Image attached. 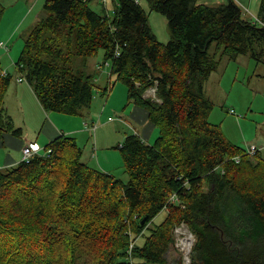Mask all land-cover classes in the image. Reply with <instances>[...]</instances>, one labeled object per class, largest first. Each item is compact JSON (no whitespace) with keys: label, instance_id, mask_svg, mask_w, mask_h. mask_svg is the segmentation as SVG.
<instances>
[{"label":"trees","instance_id":"obj_1","mask_svg":"<svg viewBox=\"0 0 264 264\" xmlns=\"http://www.w3.org/2000/svg\"><path fill=\"white\" fill-rule=\"evenodd\" d=\"M96 1L47 0L46 16L16 63L19 79L28 81L46 112L82 117L113 86L101 88L74 61L103 52L111 76L147 111L159 136L154 144L126 137L121 152L128 180L86 164L69 135L45 148L50 157L0 170V264H123L130 243L146 230L144 248L133 254L169 264L174 229L182 223L197 239L191 264H264V158L248 155L209 121L214 106L204 94V82L224 58L249 55L264 66V26L233 0L214 7L145 0L150 12L168 20L172 40L162 43L141 2L111 0L109 16L91 7ZM4 13L0 3V23ZM256 16L264 23V0ZM12 82L0 69V133L20 132L9 128L5 108ZM153 87L158 102L145 98ZM175 193L183 207L168 204ZM164 211V220L151 227Z\"/></svg>","mask_w":264,"mask_h":264},{"label":"rangeland","instance_id":"obj_2","mask_svg":"<svg viewBox=\"0 0 264 264\" xmlns=\"http://www.w3.org/2000/svg\"><path fill=\"white\" fill-rule=\"evenodd\" d=\"M46 2L47 0H0V3L5 8L4 19L0 23V42H6L10 50L7 51L0 47V69L9 70L13 76L11 89H9L5 103L7 113L13 119L11 122L12 126L9 128L14 131L24 128L25 133L29 134V136L35 135L37 129L43 126L45 114L41 115L34 108L32 98L20 93L21 87L27 86L30 88V84L27 80L18 83L17 79L21 78V74L17 71L16 63L21 57L25 42L33 30L34 20L40 15H43L41 18L46 16ZM140 2L149 13V26L152 33L160 42L169 43L172 40V33L166 17L156 12H150L145 0H140ZM221 2L220 0H199V4L212 7L219 5ZM247 4L249 11L253 15L254 13H259V0H253V2L249 0ZM91 7L100 14L112 16L114 13L111 0H107L106 3L97 0L91 4ZM18 20H22V22L18 29L9 36L8 34L13 30V25ZM214 52L215 47L212 49V53ZM103 57V52H100L99 56L95 58H76L73 67L93 74L100 80V87L105 88L109 85V80L107 79L108 68L104 64ZM97 66L102 68L98 70ZM263 77L264 66L258 65L249 55L240 56L234 61L224 58L219 63L218 68L204 82V94L206 99L211 101L214 106L209 116V121L219 125L224 136L231 143L244 150L256 148L260 150L259 153L264 158ZM111 84L113 86L112 89L118 85L123 90H127L124 84L116 82V77H112ZM118 86L114 91H117ZM115 103L114 99L97 94L92 106L85 111L82 117L65 114L58 115L79 121V126L74 125L72 120L62 123L65 127L63 125L60 126L64 130L66 128L68 130H76L81 128V126L84 129L88 125H90L91 129H97L95 132L92 130L90 135L81 131L82 135L78 137L72 136L76 138L79 147L83 150L84 162L89 164L90 167L104 169L118 178L128 180V176L124 173L121 146L125 142L127 135H138L143 138L142 127L129 118L126 107L121 109L122 107H118ZM231 110H234V112L231 113ZM52 114V112H46L48 118ZM83 121H86L84 125H82ZM154 131L155 134L150 140V143L153 144L159 136V130L154 127ZM112 157H114V160ZM114 161L115 165L112 166ZM165 215L166 213L160 214L151 227L161 223ZM190 232L189 228L185 227L183 235L185 233L189 235ZM150 233L149 230H146L139 236L137 248H144L146 238L150 236ZM167 259L169 264H179L180 262L184 264L182 253L175 244L167 253ZM123 264L159 263L147 262L139 254L134 253L131 261L126 259Z\"/></svg>","mask_w":264,"mask_h":264},{"label":"crops","instance_id":"obj_3","mask_svg":"<svg viewBox=\"0 0 264 264\" xmlns=\"http://www.w3.org/2000/svg\"><path fill=\"white\" fill-rule=\"evenodd\" d=\"M239 1L245 7H247V8L249 7L247 4L249 2V0H239ZM252 2H253V0H252ZM259 2H260V0H259ZM254 15H256V14L254 13ZM41 16H43V15H40L38 18H36V20H34L33 28L43 18H45V16L42 18H41ZM21 22H22V20L21 21L18 20L13 25V30L8 34L9 36H11L13 31L15 32L18 29ZM2 43H4L7 46L6 50L10 51L8 48L9 45H7V43L4 41L0 42V47H1ZM2 49H5V48H2ZM244 60H247V59H244ZM245 62H247V61H245ZM2 71L5 72L6 74H8V73L10 74L9 70H7V71L2 70ZM107 74H108V77L106 75H104V76L107 77V79L109 80V84H111L112 76L109 73H107ZM19 80L20 79L18 78L17 79L18 83L23 82V81L20 82ZM97 82L100 85V80L98 78H97ZM108 86H106V87H108ZM117 86L118 85H116L115 88ZM9 89H11V88H9ZM114 89H111L108 97H110V99L111 98L114 99L116 102L115 105H117L120 108L122 107L121 109H124L126 107V112L128 113L129 118H131L132 121L135 122L137 125L142 127L141 133L143 135V138H141V139L143 141H146L147 143H150V140H151V138H153L155 131H154L153 124L150 123L149 115H148L147 111L136 106V105H134L130 101L129 92L127 91L128 89L123 90L119 86H118L117 91H114ZM20 93L26 94L30 98H32V105L34 106V108L38 112H40L41 115L45 114L44 115L45 121H44L43 126L38 128L36 134L33 136H29V134H26L24 128L19 129L20 132H17V134H14L12 131H6V132L0 133V170L1 171L6 170V169H10V168H13V167L19 165L23 161V152L22 151H23V148L26 146L35 145L37 148L44 150L51 142H53L57 138L61 137L62 135H69V136L78 137V136L82 135V133H80L81 131L86 132L90 135V134H92L91 133L92 130L94 132L97 130L96 128L91 129L89 127L90 125H88V127L85 126L84 129H82V126H81V128L76 129V130H68L67 128H66V130H64V128H61V126H60V125H63L62 123L70 122V120H72V123L74 125L79 126V121L77 119H70L69 117H64L62 115H58L57 113H53L48 118V116L46 115V111L43 109V107L41 106V104L37 100L32 86H30V88L27 86L21 87ZM47 119H49V120H47ZM84 122H86V121H83L82 125H84ZM127 137H128V135H127ZM150 144H153V143H150ZM258 151H260V150H258ZM92 153H93V151H92ZM112 159L114 160V157H112ZM114 165H115V161L113 162L112 166H114ZM96 169H99V168H96ZM99 170L106 172L104 169H101V168ZM106 173H108V172H106ZM164 213H166V212H164Z\"/></svg>","mask_w":264,"mask_h":264},{"label":"built area","instance_id":"obj_4","mask_svg":"<svg viewBox=\"0 0 264 264\" xmlns=\"http://www.w3.org/2000/svg\"><path fill=\"white\" fill-rule=\"evenodd\" d=\"M134 1L138 4L140 3V0H134ZM233 1H235L241 7L244 16L248 17L253 22V24L264 26V23L256 15H253L247 7L242 5L238 0H233ZM101 2L106 3L107 0H101ZM1 47L7 49V46L4 43L1 44ZM105 65L108 68L107 70L108 72L107 71L106 72L111 74V63H106ZM101 68H102L101 66H98L99 70ZM4 74L6 73L4 72ZM19 81L22 82L23 79H20ZM156 92H157V89L155 87L151 88L145 94V98H152L154 101L158 102ZM233 112L234 111H231V113ZM22 152H23L22 162L30 163V161L37 155H42L43 157H50L52 150H48V151L45 149L41 150L37 148L35 145H29V146L24 147ZM258 152L259 151L256 148H249V150H247V154L252 157L255 156ZM234 160L236 163H240L241 158L237 157ZM186 187H188L187 183H186ZM180 198L181 196L175 193L169 198L168 204H176V205L183 207ZM185 227L188 228V226L185 223H182L178 225L177 227H175L174 229L175 246L181 251L184 264H191L190 256L192 254L193 245H195L197 239H196V236L192 232H190L189 235H186V233L185 235H183ZM137 241H138V238L134 239L130 243V246L128 247L127 257H128V260L130 261L133 257V252L137 245Z\"/></svg>","mask_w":264,"mask_h":264},{"label":"water","instance_id":"obj_5","mask_svg":"<svg viewBox=\"0 0 264 264\" xmlns=\"http://www.w3.org/2000/svg\"><path fill=\"white\" fill-rule=\"evenodd\" d=\"M148 218H144L143 221H142V224L144 225L146 222H147Z\"/></svg>","mask_w":264,"mask_h":264}]
</instances>
